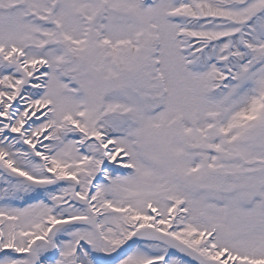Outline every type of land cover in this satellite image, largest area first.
I'll return each mask as SVG.
<instances>
[{"label":"snow or ice","instance_id":"obj_1","mask_svg":"<svg viewBox=\"0 0 264 264\" xmlns=\"http://www.w3.org/2000/svg\"><path fill=\"white\" fill-rule=\"evenodd\" d=\"M0 264H264V0H0Z\"/></svg>","mask_w":264,"mask_h":264}]
</instances>
